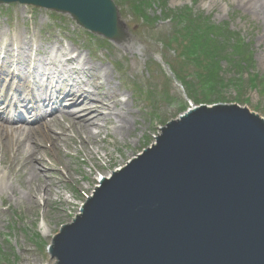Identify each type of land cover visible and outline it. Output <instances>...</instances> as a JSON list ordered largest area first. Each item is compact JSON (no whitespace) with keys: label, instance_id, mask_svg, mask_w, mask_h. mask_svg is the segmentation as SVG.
I'll list each match as a JSON object with an SVG mask.
<instances>
[{"label":"rangeland","instance_id":"obj_1","mask_svg":"<svg viewBox=\"0 0 264 264\" xmlns=\"http://www.w3.org/2000/svg\"><path fill=\"white\" fill-rule=\"evenodd\" d=\"M113 1L119 10L123 36L115 42L93 35L78 26L69 15L20 4L0 5V115L8 118L19 113L34 116V109H47L52 102L65 111L80 114L82 101L79 94L76 95L77 105L65 101L70 90L85 89L94 96L101 78L108 89L104 75L110 74L113 90L119 94L120 101H128V109L132 112L129 125H134L135 129L126 131L125 140H121V135L113 134L107 138L106 134H101L99 146L102 150L99 149L98 160L87 155L78 156L74 133L68 132V140L61 144L60 157L55 150L52 152L44 137L45 125L39 132H32L33 137H38L36 145L39 148L34 146L45 158L37 163L39 171L45 173L39 183L52 179L47 175L58 173L61 198L51 197L54 203L51 207L40 206V203L34 207L23 200L18 205L11 195L5 196L6 202L0 198V264H52L48 250L53 238L61 226L80 214L89 197L101 186L98 180L122 169L152 146L161 134L160 129L186 112L191 102L195 106L238 104L264 118V42L258 44L264 26H259L254 16L238 4L239 0ZM168 17H172L171 22L164 21ZM183 18L187 22L197 20L216 27L226 25L227 28L219 29L225 33L226 41L233 37L234 45L235 37L246 44V49L249 46L250 58L243 61L245 66L241 68L237 63L233 68L227 66L231 61H227L226 53H236L228 49L220 36L212 38V42L224 43L216 48L211 42H201L197 30L182 34L178 23ZM229 31L233 36L228 34ZM196 44L202 47L208 44L211 48H197L193 53ZM72 54L81 56L80 60H73ZM90 63L104 70L100 71L101 75L89 78ZM171 71L178 75L183 85L173 78ZM63 117L59 116V121ZM22 125L26 127L24 123ZM107 132L114 133L112 128ZM103 149L118 162L107 172L100 168V164L106 167L108 163V159L99 160L100 156L105 157ZM63 151L77 155V161L73 157L70 161ZM11 155V152L7 153L8 158ZM62 160L66 166L70 165L68 170L73 179H68L58 168L57 162ZM89 178L93 179L88 181ZM74 184L81 190L78 191ZM28 197L32 201L37 196L30 193ZM65 198L71 205L62 202ZM38 200L42 203L41 197ZM45 217V222L51 223L47 235L42 233Z\"/></svg>","mask_w":264,"mask_h":264},{"label":"water","instance_id":"obj_2","mask_svg":"<svg viewBox=\"0 0 264 264\" xmlns=\"http://www.w3.org/2000/svg\"><path fill=\"white\" fill-rule=\"evenodd\" d=\"M72 13L121 39L111 0H0ZM62 227L55 264H264V120L238 106L173 121Z\"/></svg>","mask_w":264,"mask_h":264},{"label":"bare ground","instance_id":"obj_3","mask_svg":"<svg viewBox=\"0 0 264 264\" xmlns=\"http://www.w3.org/2000/svg\"><path fill=\"white\" fill-rule=\"evenodd\" d=\"M238 4H240L248 14L254 16L257 22L260 23V27L264 26V0H239ZM119 28H121L120 25ZM122 38L123 36L121 33V39ZM260 41L261 43L264 42V32L260 34L258 44ZM71 57L73 60H80L79 58H81V56L78 58L73 55H71ZM81 61H83V63L86 62V60ZM8 63L9 60L5 62L6 65H8ZM91 68L92 72L89 78H92L95 74L101 75L100 71H104L103 69L97 68L95 64H91ZM104 78L108 82V89L105 88L104 83H102L103 78H101L99 89L94 96H91V93L85 89L70 90V94H68L65 101L68 100L77 105L79 100L76 95L79 94L81 96L80 101H82L80 106L81 110L79 111L80 114L75 112L71 113V110L65 111L64 108L58 107V103L52 102L47 109H35L33 111L35 113L34 116L32 114L24 113L23 115L19 113L14 118H6L0 115V152H2V157L0 159L2 165V170H0V197L3 198L5 202L8 200L5 196L11 195L14 198L13 201L18 205L19 202L23 200L24 202L27 201V203L30 202L34 207H38V203L41 204L40 206L51 207L54 206V203L51 202V197L58 196L61 198L59 190H62V185H60L61 182L57 180V178H59L58 173L47 175L48 178L52 179L39 183L45 173L43 174L39 171L37 163L43 161L45 158L44 156H40V150H38L39 153L37 152L35 146L39 148L38 145H36L38 143V137H33L32 132H39L42 125L46 127L44 137L51 144V148L55 150L58 156L62 157L60 154L61 144L68 140V132H72L75 135L74 141L75 145L78 147V156L87 155L90 159L95 160H98L99 149L102 150L99 146V144L102 143L99 138L101 134H106L107 138H110L113 134L121 135V140H125L127 139L125 135V133L128 134L126 132L127 130L130 132L135 131L133 128L134 125H129L132 112L130 108L128 109V101L124 103L120 101L119 94L115 93L113 90L112 76L110 74L104 75ZM9 108H11V106ZM65 114L66 117L64 118L63 116ZM59 116L63 117L61 121L58 119ZM49 117H51V119H49ZM54 119L56 120L53 125H51V121ZM112 119L115 122L111 121ZM23 123L26 127H23ZM111 128L114 133L111 132L108 134L107 130L110 131ZM96 129L99 131H95ZM39 143L42 145L40 139ZM125 145L127 146V144ZM103 151L105 152V157L103 158L100 156L99 160L108 159V163L106 162V167L100 164V168L107 172L110 171L109 169L112 167H115L118 162L106 149H103ZM10 152L12 155L8 158L7 153ZM64 155L68 158H75L77 156L65 152ZM71 160L72 158H70V161ZM74 161H77V159L75 158ZM57 163L59 164L58 168L67 174L68 179H73L68 170L70 165L66 166L63 160ZM25 171H28L27 178L24 176ZM108 176L107 174V177ZM90 179L93 178H89L88 181H90ZM22 181L23 183H21ZM16 185L20 186L22 190L18 189ZM74 186L78 191L81 190L79 185L74 184ZM30 193L37 196L35 199H32V201L28 197ZM38 197H41L42 203L39 202L40 200H38ZM62 202L71 205V202L68 199L66 200V198L62 199ZM9 208L8 206L7 211H9ZM45 219L46 217L44 218L45 227L42 233L47 235L51 229V223L45 222Z\"/></svg>","mask_w":264,"mask_h":264},{"label":"trees","instance_id":"obj_4","mask_svg":"<svg viewBox=\"0 0 264 264\" xmlns=\"http://www.w3.org/2000/svg\"><path fill=\"white\" fill-rule=\"evenodd\" d=\"M165 11L163 12V15H164ZM167 19H171L172 21V17H168ZM182 21H185L187 22L184 18L178 23V25L182 22ZM187 23H191V27L195 28L199 33H200V38H203V39H200L201 42H208L209 44L213 43L212 45H214L216 48L219 47V44L218 43H215V42H212V40L215 38V31H216V28L210 26V25H206V22H194L192 20L188 21ZM187 23L185 24V26H187ZM213 38V39H212ZM211 42V43H210ZM197 46H199V48L201 50H209L211 47L210 45L207 44V47H202L200 46L199 44H196L195 45V48H194V51H197ZM192 54V53H191Z\"/></svg>","mask_w":264,"mask_h":264}]
</instances>
